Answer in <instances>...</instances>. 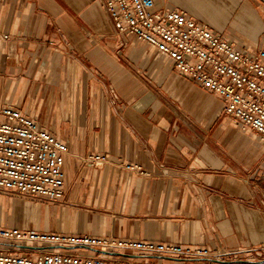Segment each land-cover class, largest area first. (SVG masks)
<instances>
[{"label":"crops","instance_id":"0c3cea01","mask_svg":"<svg viewBox=\"0 0 264 264\" xmlns=\"http://www.w3.org/2000/svg\"><path fill=\"white\" fill-rule=\"evenodd\" d=\"M155 6L186 12L248 53L264 47V0ZM9 106L68 147L66 197L0 193L1 227L243 254L224 261L2 239L0 251L264 264V142L155 48L118 35L98 0H0V109ZM90 155L107 163H84Z\"/></svg>","mask_w":264,"mask_h":264},{"label":"built area","instance_id":"2783aa9c","mask_svg":"<svg viewBox=\"0 0 264 264\" xmlns=\"http://www.w3.org/2000/svg\"><path fill=\"white\" fill-rule=\"evenodd\" d=\"M118 35L136 36L155 48L184 77L223 100V114L264 142V47L246 52L181 10L158 9L155 0H98ZM8 36L5 37L7 39ZM264 46V41H263ZM68 147L13 106L0 109V193L59 203L65 199L64 162ZM83 162L107 163L103 155ZM132 168V167H129ZM0 239L60 248H88L134 254L235 260L243 252L193 249L173 243L60 235L0 226ZM0 264H151L131 257L67 252L36 256L0 251ZM161 264V263H157Z\"/></svg>","mask_w":264,"mask_h":264}]
</instances>
